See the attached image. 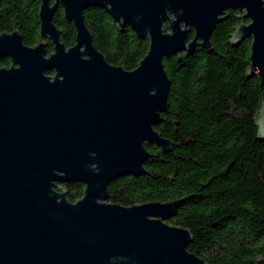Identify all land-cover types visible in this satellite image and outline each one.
Returning <instances> with one entry per match:
<instances>
[{
  "label": "water",
  "instance_id": "95a60500",
  "mask_svg": "<svg viewBox=\"0 0 264 264\" xmlns=\"http://www.w3.org/2000/svg\"><path fill=\"white\" fill-rule=\"evenodd\" d=\"M60 6L75 26L71 48L54 22ZM89 8L149 38L135 70L109 64L95 48ZM230 9L242 20L230 43L252 39L250 73L263 92L254 121L264 141V0H41L37 45L19 31L0 33V58L11 62L0 67V264H207L188 250L192 232L167 223L192 196L123 206L108 201V187L147 174L156 156L145 143L172 151L155 129L170 107L164 61L198 47L211 52ZM71 182L85 186L76 202L59 191Z\"/></svg>",
  "mask_w": 264,
  "mask_h": 264
},
{
  "label": "trees",
  "instance_id": "16d2710c",
  "mask_svg": "<svg viewBox=\"0 0 264 264\" xmlns=\"http://www.w3.org/2000/svg\"><path fill=\"white\" fill-rule=\"evenodd\" d=\"M40 6L41 0H2L0 33L19 31L26 45H37ZM84 18L109 64L132 71L148 54L149 38L129 27L120 31L105 10L89 8ZM54 22L65 44L73 45L76 30L61 6ZM241 24L237 14H229L212 36L211 52L198 47L165 59L170 107L155 129L173 149L165 153L145 143L156 156L147 160V174L119 178L108 187V201L123 206L192 196L168 222L192 232L188 250L207 264H264V141L256 138L254 121L263 92L260 77L250 73L252 40L230 43ZM64 186L71 202L83 196V184Z\"/></svg>",
  "mask_w": 264,
  "mask_h": 264
},
{
  "label": "flooded vegetation",
  "instance_id": "af4514ba",
  "mask_svg": "<svg viewBox=\"0 0 264 264\" xmlns=\"http://www.w3.org/2000/svg\"><path fill=\"white\" fill-rule=\"evenodd\" d=\"M55 2V0H52V4ZM232 13H235V15L237 14V16H239L240 15V12L239 11H237V10H233V9H230V10H228L226 13H225V17H227V15H229V14H232ZM241 22H242V20H240ZM69 23V22H68ZM243 23H246V24H250L251 23V21L249 20V19H245V20H243ZM70 24H72V23H70ZM74 25V24H73ZM75 27V26H74ZM61 30V29H60ZM62 31V30H61ZM193 33V32H192ZM191 33V34H192ZM194 34V33H193ZM191 36V35H190ZM41 38V37H40ZM250 40H252V39H250ZM40 42V39H39V41H38V43ZM46 42H47V47L48 46H51V48H52V51L51 52H49V53H47V56H50L52 53H53V49H54V47H53V44H52V42L50 41V40H46ZM61 42L62 43H64L65 44V41L63 40V31H62V34H61ZM76 44V34H75V37H74V43H73V45H70V46H67L66 44V47L67 48H71V47H73L74 45ZM0 60H3V61H9V65H0V67H10V64H11V62H10V59L9 58H0ZM48 75H54V72L53 71H51V72H49L48 73Z\"/></svg>",
  "mask_w": 264,
  "mask_h": 264
},
{
  "label": "rangeland",
  "instance_id": "374dc122",
  "mask_svg": "<svg viewBox=\"0 0 264 264\" xmlns=\"http://www.w3.org/2000/svg\"><path fill=\"white\" fill-rule=\"evenodd\" d=\"M165 26H166V32H170V29L168 28V25L167 24H165ZM164 63H165V61H164ZM60 189H59V191L60 192H66L67 191V189H66V187L64 186V184H60ZM168 224H170V225H173V226H176V225H174V224H171V223H169V222H167Z\"/></svg>",
  "mask_w": 264,
  "mask_h": 264
}]
</instances>
